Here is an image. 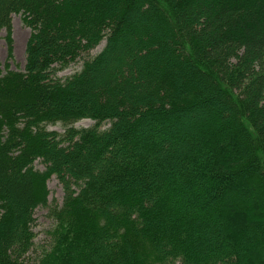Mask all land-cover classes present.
I'll list each match as a JSON object with an SVG mask.
<instances>
[{
    "label": "trees",
    "instance_id": "obj_1",
    "mask_svg": "<svg viewBox=\"0 0 264 264\" xmlns=\"http://www.w3.org/2000/svg\"><path fill=\"white\" fill-rule=\"evenodd\" d=\"M0 29V264L38 206L48 262L264 264V0H0Z\"/></svg>",
    "mask_w": 264,
    "mask_h": 264
},
{
    "label": "rangeland",
    "instance_id": "obj_2",
    "mask_svg": "<svg viewBox=\"0 0 264 264\" xmlns=\"http://www.w3.org/2000/svg\"><path fill=\"white\" fill-rule=\"evenodd\" d=\"M30 35V28L27 26L22 19L21 13L12 14V31L11 39L13 45V59L9 61L10 68H23L25 62V47ZM5 31L0 29V69L5 61L7 54V45L5 43ZM104 45V40H102L95 48L90 51V54L94 55ZM82 60L71 63L66 68L57 72V75L64 79L65 77L78 71L81 67ZM94 124V121L89 118L81 119L74 123L77 128L89 127ZM49 129L56 130L57 132L63 131V126L60 123L49 124ZM35 168L42 170L44 169V164L40 159L34 161ZM47 185L49 188L48 201L61 202L62 199V188L55 176H52L48 181ZM32 222V231L34 233V240L31 249L25 255L26 264H43L44 261L47 263L57 264L56 261H47L48 256H44L45 250L50 247V237L49 233L53 225L51 217L48 215L47 207L38 206L34 209ZM24 257V256H23Z\"/></svg>",
    "mask_w": 264,
    "mask_h": 264
}]
</instances>
